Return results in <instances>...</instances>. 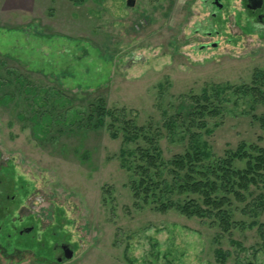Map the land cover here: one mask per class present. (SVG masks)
<instances>
[{"label": "rangeland", "instance_id": "rangeland-1", "mask_svg": "<svg viewBox=\"0 0 264 264\" xmlns=\"http://www.w3.org/2000/svg\"><path fill=\"white\" fill-rule=\"evenodd\" d=\"M134 1L0 0V96L16 97L0 104L1 164L42 215L18 216L35 225L33 241L8 237L16 216L4 219L0 264H59L56 241L75 247L62 264H220L217 250L230 253L227 264H264L257 228L229 236L174 211L135 209L119 157L122 132L113 139L112 130L86 123L90 103L102 99L158 131L169 159L188 140L172 141L163 122L189 112L183 97L207 91L212 102L222 88L223 114L202 138L212 155L243 141L264 146V130L248 114H264L252 97L264 93V25L242 0H223L216 16L209 0ZM8 72L29 84L9 83ZM37 121L49 124L47 135H36ZM183 135L179 127L175 139Z\"/></svg>", "mask_w": 264, "mask_h": 264}, {"label": "trees", "instance_id": "trees-1", "mask_svg": "<svg viewBox=\"0 0 264 264\" xmlns=\"http://www.w3.org/2000/svg\"><path fill=\"white\" fill-rule=\"evenodd\" d=\"M71 1L80 5L86 0ZM15 73L8 72V82L26 88L29 81H25L22 76L15 77ZM3 86L4 83L0 82V94ZM222 93L225 90L218 88L215 91L216 100L212 102L207 91L199 96L183 97L190 101L189 112L185 116L180 113L165 120L162 126L172 141L187 138L188 142L183 153L174 154L169 159L164 158L159 144L162 136L158 131L151 133L149 128L136 125L122 110L107 109L102 99L90 103L86 123L91 129L106 127L112 130L113 139L120 136L119 131L122 132L123 145L119 157L121 168L131 173L126 185L135 209L151 207L162 214L174 211L187 219H198L229 236L237 228H257L264 241V222L257 220L264 212V146L259 142L243 141L235 150H226L217 157L210 152L208 143L202 141L204 135L213 132L210 120L223 114L224 109L218 102ZM252 97L257 98L254 99L255 104L264 105L263 92L255 91ZM15 98L4 93L0 96V104L7 105ZM254 111L253 107L248 114L264 130V114L257 115ZM45 120L52 123L49 117ZM48 125H41V121L35 122L36 135H47L50 131ZM213 126L217 127L218 124ZM179 127L183 129L184 135L175 139ZM262 139L260 137L259 141ZM133 143L136 144L134 149L127 148ZM253 189L260 192L255 194ZM236 211L255 220L249 224L237 221ZM231 243L235 244L233 240ZM237 245L241 248L240 243ZM216 256L220 264H227L230 253L217 250Z\"/></svg>", "mask_w": 264, "mask_h": 264}, {"label": "flooded vegetation", "instance_id": "flooded-vegetation-1", "mask_svg": "<svg viewBox=\"0 0 264 264\" xmlns=\"http://www.w3.org/2000/svg\"><path fill=\"white\" fill-rule=\"evenodd\" d=\"M213 15L216 16L223 7V0H209ZM244 8L257 23L264 25V0H242ZM6 167L1 164L0 158V236L4 230L3 221L7 216H16L13 223V235L8 234L16 242L23 238L34 240L36 227L32 223L22 224L23 216H42L35 212L36 206L29 196H25L23 186L18 185L12 174H6ZM18 216H22L18 218ZM18 223L19 226L16 224ZM18 237V238H17ZM24 241V240H22ZM69 245L75 251V247L67 242L56 241L52 246L53 258L59 264L67 261L65 258V246Z\"/></svg>", "mask_w": 264, "mask_h": 264}, {"label": "water", "instance_id": "water-1", "mask_svg": "<svg viewBox=\"0 0 264 264\" xmlns=\"http://www.w3.org/2000/svg\"><path fill=\"white\" fill-rule=\"evenodd\" d=\"M134 3H135L134 0H127V6H129V7H133L134 6ZM64 249H65V258L67 260L72 259L73 258V255H74V250L71 249L69 247V245H66Z\"/></svg>", "mask_w": 264, "mask_h": 264}]
</instances>
